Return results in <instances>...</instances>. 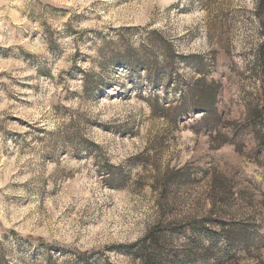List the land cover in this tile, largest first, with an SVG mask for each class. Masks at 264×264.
I'll use <instances>...</instances> for the list:
<instances>
[{
    "label": "rangeland",
    "instance_id": "1",
    "mask_svg": "<svg viewBox=\"0 0 264 264\" xmlns=\"http://www.w3.org/2000/svg\"><path fill=\"white\" fill-rule=\"evenodd\" d=\"M199 77L214 130L175 116ZM253 107L258 0H0V264H264L211 235L264 234Z\"/></svg>",
    "mask_w": 264,
    "mask_h": 264
},
{
    "label": "trees",
    "instance_id": "2",
    "mask_svg": "<svg viewBox=\"0 0 264 264\" xmlns=\"http://www.w3.org/2000/svg\"><path fill=\"white\" fill-rule=\"evenodd\" d=\"M258 8H264V0H258ZM218 88L219 83L214 80L206 81L205 77H199L195 79L194 84L188 90L187 96L184 97L185 100L186 97H188L189 103H186V101H184L180 104L179 107L176 106L174 108L176 110L177 108H180V110L175 115L177 117L176 119L186 116L194 110H201L202 112H204L201 118V126L213 130L216 129V125L220 122V117L216 109V95ZM159 106L160 113L163 110H166L163 105ZM169 109H171V107ZM251 113L252 119H254V121H259V124H261L262 126L261 128H264V107H253ZM209 118H211V120H209ZM208 121L210 122V124L208 123ZM253 124V127L257 129L259 125L256 122H254ZM261 130L262 129H257V131H254V134L257 138L258 144L262 148H264V130ZM104 168L106 170V174L108 175L107 177H110L111 174L113 175V172H111V170L109 169L110 167H107L106 165ZM192 228L195 230L198 228V226H192ZM151 235L153 236V239L157 238L155 234H152V232ZM211 235L213 236L214 241L217 239H223L225 244L222 248V253L224 254H229L233 252L234 249L239 247L248 249L251 246L259 244V242L264 244V234L261 233L257 229V227L249 221L236 222L232 225L220 223L219 234L211 233ZM154 247L155 249L158 247L156 241H154ZM210 249L211 247L206 248V250L208 251ZM142 254L143 253H139V256H142ZM160 258L161 257H158L157 254H147L145 260L146 262L148 261L152 264H159Z\"/></svg>",
    "mask_w": 264,
    "mask_h": 264
}]
</instances>
